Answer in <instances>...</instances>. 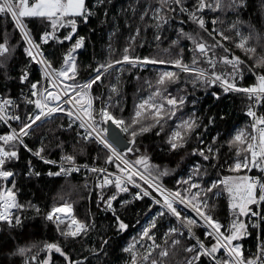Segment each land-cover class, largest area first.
Returning a JSON list of instances; mask_svg holds the SVG:
<instances>
[{
    "label": "snow or ice",
    "instance_id": "obj_1",
    "mask_svg": "<svg viewBox=\"0 0 264 264\" xmlns=\"http://www.w3.org/2000/svg\"><path fill=\"white\" fill-rule=\"evenodd\" d=\"M112 5L0 0V264H58L56 256L59 264H116L109 255L114 244L127 254L122 264H264V30L242 18L248 0H128L115 13ZM121 15L128 30L123 46L114 43L122 34ZM93 19L98 27H90ZM98 28L108 29L105 49L84 66L82 77L79 51ZM145 45L152 52L140 55L137 49ZM17 65L18 74L10 75ZM157 65L172 68L156 69L153 79L144 80L148 94L125 117L121 75ZM9 81L18 84L15 95ZM105 81L107 95L95 94ZM196 89L217 104L242 98L246 127L213 133L225 114L201 112ZM58 119L54 129H45ZM110 125L124 135L112 133ZM146 134L156 140L145 144ZM22 153L29 155L21 166ZM33 158L56 170H37ZM74 173L85 176L88 199L95 191L98 210L108 214L106 226L97 227L90 209V217L81 219L75 201L64 195L43 211L19 199L20 177ZM166 177L174 179L173 187ZM146 197L150 219L121 243L132 226L130 206ZM222 197L223 219L217 214ZM27 213L55 236L20 243ZM93 232L96 240L89 243ZM254 233L255 251H246L242 241Z\"/></svg>",
    "mask_w": 264,
    "mask_h": 264
},
{
    "label": "trees",
    "instance_id": "obj_2",
    "mask_svg": "<svg viewBox=\"0 0 264 264\" xmlns=\"http://www.w3.org/2000/svg\"><path fill=\"white\" fill-rule=\"evenodd\" d=\"M89 4H93L95 0H88ZM128 0H113V5L111 7V12H118L122 6H127ZM242 18L246 21H251L252 24L256 25L258 29L264 30V0H248V6L242 12ZM235 19V17H232ZM138 22V21H136ZM124 17L121 15L120 24H121V33L114 37V43L123 46L125 38L128 35V30L123 28ZM90 27H98L97 22L93 19ZM5 28V20L3 17H0V33L4 31ZM7 31L9 33L12 32L11 23H7ZM107 31H100L99 28L95 34L91 36V42L88 46L79 52V61L82 67L81 76L86 77L87 72L83 70L84 66L93 63L94 58H102L103 51L105 49V41L107 40ZM80 33L82 35H88L87 29L81 26ZM152 32L149 30L147 36L151 39ZM93 45L95 48H93ZM239 51V50H238ZM137 52L140 55L150 54L152 49L149 48L148 45H145L143 48H138ZM242 54V53H241ZM185 58H189V54L187 51L185 52ZM18 59H23V57H18ZM58 66V65H57ZM163 66H150L147 70H139L133 69L131 72H124L121 75L120 80V96H121V104L124 107L123 115L128 117L134 108V104L139 102V98L141 96L147 95L149 89L144 84L145 79H153L154 72L156 69L162 68ZM168 68V67H167ZM19 72V65L12 68L10 70V75L16 76ZM116 73H113L112 82H115L114 77ZM136 75H140L141 79L137 80ZM246 82H252L251 78H249ZM4 81L0 80V86H2ZM107 84L108 81H105V85L96 87L95 94H100L103 92L107 95ZM9 87H11L13 94L15 95L18 90V84L15 81L8 82ZM139 89V91H138ZM188 90L191 93L193 90L191 89V85L188 86ZM218 90V89H217ZM173 91H175V86L173 87ZM196 97L200 98V104L197 106L201 112L206 109H210L211 112H222L225 114L224 121H218L216 128L213 129V133L216 130H221L224 133L228 131L234 130L235 128L246 127L248 124L249 118L245 115L244 112V103L242 102V98L237 96H231V98H225L222 102L217 104L214 102L208 92L204 89H196L195 90ZM191 105H189V109ZM264 111V109H262ZM60 120H56L55 122H50L48 125H45V129H54L56 124H58ZM43 131V129H42ZM57 135H61V133L57 132ZM62 139L70 140V137L67 134L61 135ZM156 138L151 134H146L144 138L145 144H150ZM158 142V141H157ZM38 146V143H37ZM70 150V148H69ZM29 154L22 153L21 166L24 163V160L27 159ZM52 158H58V153L53 152ZM160 153L156 151L154 153V159L160 158ZM81 161L86 159V157L80 158ZM197 158H193L195 160ZM33 161L37 162L40 169H44L47 166L42 162L33 158ZM19 171L20 168L18 167ZM251 174H256V170H253ZM175 178H179L178 175L173 174ZM210 175L214 178L215 172L210 170ZM89 180V188L92 187L91 184V175L88 176ZM85 176L83 174H73L70 177H48L42 176L41 178H33L31 180L20 177L18 178L17 186L20 188V192L18 194L21 202L32 201L34 204H38L41 210H45L52 205L54 202H58L59 197L64 195L66 198L70 197L72 201H75L74 208L77 215L81 219H87L90 217L89 209L91 210V215H94L97 221V227L106 226L108 221L105 219L106 213H103L98 210L96 206V193L92 192L91 199H88L89 189L84 188ZM165 183L173 187L175 184L174 179L165 178ZM122 197L128 198L127 194H121ZM81 197H84L81 199ZM151 201L149 198H144V200L135 201L134 205L130 206L134 209V211L127 214L126 219L132 222V226L128 230L127 236L124 237L121 243L126 244L130 238L137 234L140 229L142 222L148 216L147 206ZM155 207V206H153ZM138 213V215H137ZM217 214L223 219L227 215L226 210V199L220 198L219 207L217 210ZM29 219L26 220V227L20 233L19 242L20 243H32V242H40L45 239H50L55 236V232L53 231L51 226L47 228L41 227L42 221L39 217H34L33 213H27ZM139 219L140 224H136L135 221ZM160 233H158L159 235ZM96 240V233H91V240L89 243L94 242ZM256 234L254 233L251 237H246L242 243L244 244L245 250L255 251L256 245ZM79 247V245H77ZM43 255V253H41ZM110 257L116 262V264H122L121 257L126 258L127 254L121 253L119 248L113 246V248L109 249ZM58 264L60 258L58 256L55 257Z\"/></svg>",
    "mask_w": 264,
    "mask_h": 264
},
{
    "label": "built area",
    "instance_id": "obj_3",
    "mask_svg": "<svg viewBox=\"0 0 264 264\" xmlns=\"http://www.w3.org/2000/svg\"><path fill=\"white\" fill-rule=\"evenodd\" d=\"M262 111V110H261ZM34 162V164L36 165V168H37V170H39V171H41V172H46L47 170H48V168H52L54 171L56 170L55 169V167L54 166H51V165H46L47 167L46 168H44V169H40L39 168V166H38V164H37V162H35V161H33ZM45 165V164H44ZM74 174H82V173H74ZM91 175V174H90ZM46 176V175H45ZM60 177H63V176H60ZM91 180H92V176H91ZM166 184V183H165ZM167 185V184H166ZM168 186V185H167ZM124 194H127V193H124ZM128 195V194H127ZM148 219H150V216L148 215L147 217H146V219L142 222V224L141 225H143V224H146L147 223V220Z\"/></svg>",
    "mask_w": 264,
    "mask_h": 264
},
{
    "label": "water",
    "instance_id": "obj_4",
    "mask_svg": "<svg viewBox=\"0 0 264 264\" xmlns=\"http://www.w3.org/2000/svg\"><path fill=\"white\" fill-rule=\"evenodd\" d=\"M166 67H172L171 65H165ZM110 131L112 133L118 134L120 136H123V133H120L119 130L114 126V125H110ZM121 147H123V145H121Z\"/></svg>",
    "mask_w": 264,
    "mask_h": 264
},
{
    "label": "rangeland",
    "instance_id": "obj_5",
    "mask_svg": "<svg viewBox=\"0 0 264 264\" xmlns=\"http://www.w3.org/2000/svg\"><path fill=\"white\" fill-rule=\"evenodd\" d=\"M83 50V49H82ZM81 51V50H80ZM79 51V52H80ZM235 51H237V54H239V55H242L238 50H235ZM157 66H159V65H157ZM164 67H166V66H164ZM169 68V67H168ZM169 69H171V68H169ZM148 94V93H147ZM241 128H244V127H241ZM170 187V186H169ZM159 236V235H158Z\"/></svg>",
    "mask_w": 264,
    "mask_h": 264
}]
</instances>
